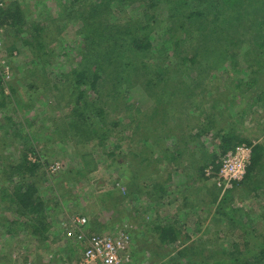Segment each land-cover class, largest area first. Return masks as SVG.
Instances as JSON below:
<instances>
[{
  "label": "trees",
  "instance_id": "obj_1",
  "mask_svg": "<svg viewBox=\"0 0 264 264\" xmlns=\"http://www.w3.org/2000/svg\"><path fill=\"white\" fill-rule=\"evenodd\" d=\"M71 2L80 23L76 48L79 59L69 73L61 75V82L67 85L68 122L65 121V129L54 128L48 138L55 133L61 140L80 135L75 144L80 165L62 172V182L51 188L55 195L49 199L41 197L40 187L47 183L44 163L32 162L28 156H37L33 145L38 137L28 130L23 133L10 115L4 116L0 124L3 129L0 135V228L13 235L21 226L40 240L46 238L50 228L47 211L55 205L53 201L61 192L62 196L68 193L67 178L78 181L94 168V159L86 143L87 139H96L98 144H103L108 137L107 125L112 120L106 107L113 103L111 97L121 99L123 90L140 86L153 105L145 110L134 108L135 117L131 119L134 131L141 135V152L145 153L151 143L158 147L161 158L155 156V164L163 159L177 167L185 165L187 172L195 169L197 178L207 180L210 172L212 176L217 174L220 160L228 151L241 143L251 145L250 163L244 177L223 189L216 203V214L226 218L230 226L241 229L242 243L215 248L206 236L189 241L186 234L182 235L178 222L153 221L151 229L156 234L158 246L173 251L176 255L173 261L179 260L176 264H264V232L256 231L252 225L254 221L245 222L242 216L248 213L232 206L229 199L231 189L237 186L246 192L264 193V137L260 142L251 143L242 135L240 127L248 108L264 107V0H168L171 13L167 19L173 20L167 28L169 35L162 33L153 37L152 26L146 20L127 19L123 24L109 21L105 15L113 8L112 0ZM196 4L199 7L192 11ZM26 18V11L18 3L0 5V27L12 30L14 41L22 38L38 67L50 65L54 53L48 46L42 21L28 23ZM19 33L27 34V38L19 37ZM182 33L188 36L187 46L179 41L178 35ZM32 69L31 74L35 76L36 68ZM234 69L238 73L233 72ZM222 70L228 78L223 81ZM192 77L195 80H191ZM137 78L141 80L136 81ZM105 88L109 94L103 93ZM9 91L10 97L14 95L11 85ZM234 93L245 98L247 108L232 110ZM0 95L1 107L4 103L1 84ZM103 95L111 96L104 99ZM207 100H211L210 103ZM30 108L17 101L13 111L23 114L22 109L28 113ZM89 114L97 117L96 123H88ZM15 136L25 147L18 158L12 152H5V145H12ZM206 138L216 145L217 151L207 150ZM146 155L140 153L138 158L151 162L150 154ZM207 168H210L208 174ZM187 172L183 173L187 177L185 180L191 175ZM172 175L169 173L163 181H156V199L163 196L165 184L172 181ZM140 183L132 174L126 184V195L139 192L150 198V187ZM108 194L102 197L104 206L108 205V199L115 198ZM216 201L217 197L206 206L211 207ZM10 211L15 215L13 220L5 216Z\"/></svg>",
  "mask_w": 264,
  "mask_h": 264
},
{
  "label": "rangeland",
  "instance_id": "obj_2",
  "mask_svg": "<svg viewBox=\"0 0 264 264\" xmlns=\"http://www.w3.org/2000/svg\"><path fill=\"white\" fill-rule=\"evenodd\" d=\"M167 1L112 0L113 8L105 17L118 24H123L127 19L142 22L146 20L152 26V37L162 33L169 35L167 28L171 24L169 22L173 20L167 19L171 13ZM11 2L18 3L26 11L28 23L42 21L49 40L48 46L52 47L54 57L50 58V65L38 67L39 64L33 59L22 38L14 41L13 31L8 30L7 27H0V59L5 61V68L7 67V71L2 66L0 69V84L3 86L4 99L0 107V124L4 116L10 115L23 133L28 130L38 137L33 145L37 156L31 154L28 156L32 162L40 160L44 163L47 183L40 187L39 194L49 199L55 195L51 188L62 182V172L80 165L75 145L76 140L78 142V138H81L80 135L68 136L61 140L55 133V136L48 138L49 132L54 128L65 129L68 122L66 121L67 85L61 81L62 73H69L79 59L76 48L80 23L77 22V13L71 8V0H0V5ZM193 4L195 2H192ZM197 4L192 11L199 7ZM145 14L148 16L146 17ZM148 17L151 18L147 19ZM176 18L179 19L180 16L177 15ZM155 19L157 22H154ZM26 35L19 33V37L27 38ZM178 38L182 45L187 46L185 42L188 40L187 34L182 33ZM32 68H36L35 76L32 75ZM232 71L237 72L235 69ZM221 75L222 81L227 78L224 70ZM137 80L141 79L137 78ZM191 80L195 78L192 77ZM210 80L213 85L214 80L212 78ZM215 82L222 83L220 80ZM9 85L14 88V95L11 97ZM103 93L109 94L108 88H105ZM122 94L121 99L117 96L111 97L113 103L106 107L112 122L107 125L109 131L104 143L98 144L96 139H87L86 148L92 153L94 168L86 177L78 181L67 178L69 189L65 196H62V189L58 188V192H61L60 197L53 201L55 205L47 211L50 228L46 238L40 240L37 235L27 233L21 226L13 235L0 228V264H61L75 260L76 255L77 259L81 248L75 242L74 232L68 223L71 216L79 215L87 218L88 228L96 233L116 235L126 229L131 238L130 251L136 264L179 263L177 259L176 263L173 261L176 257L173 251L158 246L156 234L151 229L153 221L171 223L176 218L183 222L182 235L186 234L189 241L197 240L201 235L206 236L211 239L210 242L215 248H221L223 244L230 247L233 242L242 243L244 237L241 229L235 225L230 226L226 218L216 214V203L223 190L222 184H217V174L212 176L210 172V177L202 180L197 178L196 170L191 168L190 171L188 170L191 175L185 180L187 179L183 176V173L187 172L185 165L177 167L163 159L155 164L153 162L155 156L161 158V153L156 149L158 147L151 143L145 153L141 152L143 148L141 135L134 131V123L131 119L135 117V109H148L153 102L140 86L127 88ZM233 96L235 103L231 105L232 110L247 108L245 98H239L236 93ZM103 98L109 99L105 95ZM17 101L28 104L31 107L30 112L27 113L22 109L23 114L14 113L13 108ZM210 101L206 102L210 103ZM111 107L115 108L111 109ZM245 117L244 124L240 126L242 135L251 143L263 140L264 107L248 108ZM96 118L93 115L90 117L89 114L88 123H96ZM1 133H3L2 127H0V135ZM21 143V140L15 136L12 145H5V152H12L14 157L18 158L20 150L25 149L20 145ZM166 143L169 145L170 140L167 139ZM205 146L208 151L218 150L216 145L207 141V138ZM140 153L144 156L150 154L151 162L140 161L138 158ZM133 171L136 173L134 174ZM169 173L173 174L172 181L165 184L166 191L160 199H156L158 191L154 185L160 179L163 181ZM132 174L138 182L148 184L152 193L150 198L139 192L126 195V184ZM244 190L239 186L233 187L230 191V203L235 208L248 213V216H242L245 222L254 221L252 225L255 226L256 231L264 232V193ZM106 193H110L107 195L110 198L115 196L114 199L107 200L108 209H105L107 206L102 202V197ZM122 196L123 198L119 199ZM216 197L217 201L213 202L211 207H207V203ZM5 216L9 220L15 217L11 211L5 213ZM22 220L25 221L26 218L23 217ZM67 256L71 258L68 259Z\"/></svg>",
  "mask_w": 264,
  "mask_h": 264
},
{
  "label": "built area",
  "instance_id": "obj_3",
  "mask_svg": "<svg viewBox=\"0 0 264 264\" xmlns=\"http://www.w3.org/2000/svg\"><path fill=\"white\" fill-rule=\"evenodd\" d=\"M0 59V69L5 68ZM2 66V67H1ZM7 71V67L5 68ZM251 145L238 144L222 158L217 172V184L227 188L232 182L241 180L250 163ZM210 168L206 169V174ZM69 226L74 232L75 242L80 246V255L73 261L61 264H136L130 251L131 238L127 230L119 234L96 233L88 228L84 215L71 216Z\"/></svg>",
  "mask_w": 264,
  "mask_h": 264
},
{
  "label": "crops",
  "instance_id": "obj_4",
  "mask_svg": "<svg viewBox=\"0 0 264 264\" xmlns=\"http://www.w3.org/2000/svg\"><path fill=\"white\" fill-rule=\"evenodd\" d=\"M171 222H178L180 226H181V225H182V223H183V222H180V220H178V219H176V218H175V219H173Z\"/></svg>",
  "mask_w": 264,
  "mask_h": 264
}]
</instances>
